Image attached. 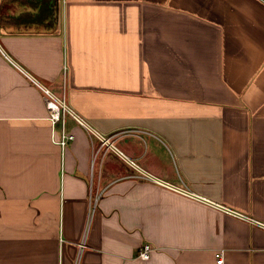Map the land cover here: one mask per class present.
Wrapping results in <instances>:
<instances>
[{
  "label": "crops",
  "instance_id": "obj_1",
  "mask_svg": "<svg viewBox=\"0 0 264 264\" xmlns=\"http://www.w3.org/2000/svg\"><path fill=\"white\" fill-rule=\"evenodd\" d=\"M57 2L0 0V264H264V0Z\"/></svg>",
  "mask_w": 264,
  "mask_h": 264
},
{
  "label": "trees",
  "instance_id": "obj_2",
  "mask_svg": "<svg viewBox=\"0 0 264 264\" xmlns=\"http://www.w3.org/2000/svg\"><path fill=\"white\" fill-rule=\"evenodd\" d=\"M21 3L31 7L19 13L12 15L10 18H1V22L5 24H23L38 25L43 28H49L54 25L58 13L57 0H3V4Z\"/></svg>",
  "mask_w": 264,
  "mask_h": 264
},
{
  "label": "built area",
  "instance_id": "obj_3",
  "mask_svg": "<svg viewBox=\"0 0 264 264\" xmlns=\"http://www.w3.org/2000/svg\"><path fill=\"white\" fill-rule=\"evenodd\" d=\"M45 92H46V95H47L46 99H47V103H48V106H49V109H50L51 118L53 120H59L60 119V106H59V103L56 100V98H54L53 94L49 91V89L45 88ZM70 137H72V136L63 133L61 139H58L57 141L60 142L62 144V146H64L67 143V141H68V139ZM153 249H155L153 244H151L150 242H145L139 248V252H138L137 256L142 258V259H149ZM222 251L223 250H220V252H218L217 262H219V263L223 262V259H224Z\"/></svg>",
  "mask_w": 264,
  "mask_h": 264
}]
</instances>
